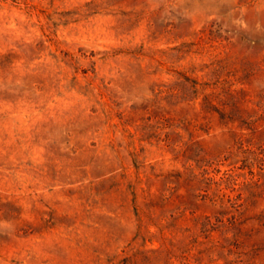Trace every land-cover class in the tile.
<instances>
[{"label": "rangeland", "instance_id": "1", "mask_svg": "<svg viewBox=\"0 0 264 264\" xmlns=\"http://www.w3.org/2000/svg\"><path fill=\"white\" fill-rule=\"evenodd\" d=\"M0 264H264V0H0Z\"/></svg>", "mask_w": 264, "mask_h": 264}]
</instances>
